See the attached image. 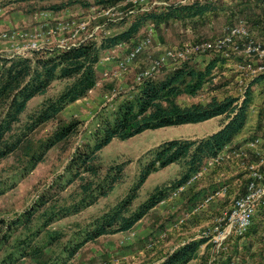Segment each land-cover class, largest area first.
Wrapping results in <instances>:
<instances>
[{
    "label": "trees",
    "instance_id": "trees-1",
    "mask_svg": "<svg viewBox=\"0 0 264 264\" xmlns=\"http://www.w3.org/2000/svg\"><path fill=\"white\" fill-rule=\"evenodd\" d=\"M25 1L46 4L40 11L53 14L75 6L113 9L127 2ZM255 4L262 5L264 0H255ZM37 6L34 5V10ZM217 10L210 0L154 8L108 23L107 29L116 32L101 34L100 39L94 36L68 51H35L31 57H0V165L12 163L11 169L0 170V198L35 172L51 151L59 149L61 160L70 156L63 175L42 190L21 215L0 217V264H70L86 245L106 236L131 232L161 203L198 176L209 161L228 149H238L233 146L248 124L253 87L264 75L249 85L242 98L212 97L206 105L180 104L184 98L199 97L205 89L215 92L224 87L214 83L219 64L225 63L220 57L211 60L204 69L187 62L162 79L147 81L111 113L100 115L91 140L76 147L75 140L83 123L76 119L64 124L59 121L67 108L96 89L100 82L98 66L105 54L121 46L136 45L150 25L158 29L174 21L188 23ZM52 91L55 93L50 95ZM37 97L44 100L31 110L30 103ZM213 119H220L216 133L202 139L170 141L151 151L141 178L129 194L100 218L76 227L69 240H65L62 231L53 229L55 224L79 216L108 198L124 181L121 167L111 177L104 174L99 163L100 153L114 140L126 141L149 130L196 125ZM49 124L57 127L45 139H37V132ZM172 165L181 167L179 179L158 187L146 202L136 206L139 191L148 178ZM206 242L202 239L187 243L162 264H188L196 259Z\"/></svg>",
    "mask_w": 264,
    "mask_h": 264
},
{
    "label": "rangeland",
    "instance_id": "rangeland-1",
    "mask_svg": "<svg viewBox=\"0 0 264 264\" xmlns=\"http://www.w3.org/2000/svg\"><path fill=\"white\" fill-rule=\"evenodd\" d=\"M85 1L93 3L94 0ZM163 1L176 5L179 0ZM215 1L218 3V10L215 13L206 14L201 19L188 23L174 21L158 29L150 25L143 31L140 41L148 38L150 42L136 56L127 71H118L116 62L118 59H124L126 54L134 50L140 42L134 46H121L122 50H115L103 56L98 66L100 82L96 89L86 99L67 108L59 118L63 124L73 119L83 123L81 134L75 140V147L83 141L91 140L98 117L111 113L123 100L129 98L135 89L143 85L140 79H144L147 75L151 77V80L162 79L187 62L196 65L198 69H204L218 55L198 53L196 47L205 42L220 41L225 32L239 24L240 20L246 23L250 33L251 39L247 42L252 41L264 49V11L252 7L245 13H241L236 8L235 0ZM34 5H38L37 10H34ZM44 5L46 4H38L37 1L0 0V9L4 10V15L0 18V31L19 30L27 35L26 40L4 41L0 38V57L11 58L16 52V47L26 44L29 40L39 42L45 48L56 47L61 38L46 36L47 30H45L56 21L74 19L86 23L89 30L87 35H90L95 27L107 24L109 19L107 15L96 13L102 10L101 8L94 7L96 11L94 12L92 8L83 9L80 6L72 7L58 15L45 17L47 12L40 11ZM128 6V2L121 3L113 11L125 13L131 9ZM114 32H116L114 29H107L105 33L98 31L93 36L100 39L101 34L111 35ZM69 36V34L63 35L62 39H67ZM242 49L246 50V45ZM169 52L173 53V56L166 58ZM27 54L31 57V54ZM225 61L228 63L219 64L214 79V83L224 85L223 88L215 92L205 89L199 97L184 98L180 104L182 106H190L194 103L206 105L212 97L242 98L246 89L255 80L251 70L244 68L243 65L249 62L255 65L264 63V59L253 54L248 55L245 51L242 55L233 53ZM103 67H105L104 70ZM105 73H109V77H106ZM253 89L255 94L249 125H258L257 114L261 116L259 124L264 125V88L259 91L254 86ZM54 93L55 91H52L50 95ZM43 100L44 98L37 97L30 103L29 108L36 109ZM56 127L57 124L44 126L37 132L36 138L45 139ZM262 127L259 128L261 132L264 131ZM219 129L220 119H213L196 125L149 130L126 141L114 140L100 153L99 163L104 169V174H109L111 177L117 174V167H121L124 181L115 187L108 198L101 199L97 205L79 216L55 224L53 229L62 231L65 240H69L76 227L85 226L100 218L129 194L141 178L151 151L174 140L202 139L216 133ZM261 139L264 140L263 137ZM234 151L239 150H230L225 157L220 156L217 161L208 163L188 185L173 193L131 232L106 236L86 245L70 264H157L167 258L173 249L190 243L197 237L207 240L208 244H204L197 253L196 259L188 264H220L218 260L220 255L230 253L232 250L230 246L232 238L228 239L222 248H218L214 241V238L218 237L224 229L225 215H229L235 203L249 192L252 183L259 186L264 184V179H259L260 176L264 178V147L258 155L251 151L238 152V154ZM69 158L70 156H64L61 160L59 149L51 151L45 162L39 165L35 172L20 182L16 189L0 198V217L13 218L21 215L33 204L42 190L54 179L63 175ZM225 164L232 167L234 177H241L237 179V183L236 179H214L215 175H212V178L205 177L209 170L223 167ZM11 167V162L4 163L0 165V170H9ZM113 167L115 170H111ZM181 172L180 166L172 165L151 175L139 191L136 206L146 202L158 187L179 179ZM231 180L232 183L224 185ZM210 185L217 188L216 192L205 193ZM212 194L215 199L213 202L206 203L207 198ZM263 210L264 208L258 210L254 223Z\"/></svg>",
    "mask_w": 264,
    "mask_h": 264
},
{
    "label": "built area",
    "instance_id": "built-area-1",
    "mask_svg": "<svg viewBox=\"0 0 264 264\" xmlns=\"http://www.w3.org/2000/svg\"><path fill=\"white\" fill-rule=\"evenodd\" d=\"M197 1L201 0H179L176 5H191ZM130 10L123 13H116L113 9H102L95 11L93 7L92 10L96 13H100L99 15H107L109 19L108 23H117L119 21L124 20L126 17L138 13V12H148L156 7H170L171 5L166 3L163 0H127ZM210 2L216 3L215 0H210ZM141 7L140 9H138ZM4 15V10L0 9V18ZM53 15L52 13H46L45 17ZM99 25L95 27L94 31L87 35L89 32L88 24L78 22L74 19H64L62 21H57V23L52 27L50 26L47 30L46 36H58L61 38V41L56 47L49 49L45 48L36 41H28L26 44L22 46L16 47V52L11 58L14 57H28V54H32L35 51H68L72 48L78 47L93 38L95 32L105 33L106 26L108 25ZM152 32V31H151ZM69 34V38L62 39L63 35ZM26 33H23L19 30H10L6 32L0 33V38L4 41H16V40H26ZM250 33L247 30V25L243 21H239V24L236 26L230 27L226 32L223 38L220 41L209 43L205 42L202 45L196 47V51L198 53H213L217 54L218 57L222 59L230 58L231 54L242 55L245 51L248 55H257L261 59H264V49L260 45L255 44L250 41ZM149 39H145L140 44L137 45L134 50L130 51L126 54L124 59H118L116 62L117 70L120 72L127 71L129 69L130 64L134 61L136 56L144 49V47L149 43ZM246 50H243L242 47H245ZM173 56V53L169 52L168 57ZM164 60V59H163ZM165 61V60H164ZM244 68H248L251 70L252 74L255 78H258L264 75V63L255 65L252 62L246 63L243 65ZM106 77H109V73H105ZM148 75L144 77V79H140L141 83L144 84L147 81H151ZM227 151V150H226ZM222 153L220 156L225 157L229 153V151ZM240 152V151H238ZM238 152L234 151V153L238 154ZM242 153V152H240ZM217 159H213L209 161V163H213L217 161ZM259 179H264L263 177H259ZM260 208H264V184L262 183L260 186L256 185V183H252L250 186L249 192L241 199H239L236 203L232 211L229 215H225L224 217V229L221 230L218 237L214 238L215 243L218 248L224 247V243L230 238H238L244 237L249 229L252 227L254 223L255 216Z\"/></svg>",
    "mask_w": 264,
    "mask_h": 264
},
{
    "label": "crops",
    "instance_id": "crops-1",
    "mask_svg": "<svg viewBox=\"0 0 264 264\" xmlns=\"http://www.w3.org/2000/svg\"><path fill=\"white\" fill-rule=\"evenodd\" d=\"M235 1H236V8L239 9L241 13H245L249 8H252V7H257V8H260L261 11H264V4L257 5L255 4V0H235ZM215 4L216 6L218 5V3H215ZM244 9H246V11ZM56 22L52 24L51 26L53 27L56 24ZM49 27L50 26H47L45 30H48ZM0 32L2 33L3 31H0ZM116 50H122V47ZM106 68L109 69L108 67ZM104 69L105 67H103V70ZM255 87L259 91L260 89L264 88V79H261L257 84H255ZM260 118L261 116L259 117V114H257V117H256L257 122H258V123L256 122L258 124L257 126L256 125L250 126L249 120H248L247 126L242 131L241 135L237 138L233 146L234 148L235 147L238 148L235 150L237 151L239 150L242 153L251 151L258 155V153L261 151V148L264 147V140L261 139L262 137L264 138V131L261 132L259 130V128L261 126L264 127V125L259 124ZM231 149H228L227 151H230ZM229 167L231 166H228L225 164L223 167L211 169L208 171V173H206L205 177L210 176V178H212L215 175L214 179H236L235 182L237 183L238 182L237 179H240L241 177H238V176L234 177L233 169L232 167L229 169ZM217 172H218V175H216ZM232 182H233L232 180L228 181L224 185L227 186V184H230ZM216 189H217L216 187H213V186L211 187L210 185V187L206 189L207 191L205 193H208V192L214 193L216 192L215 191ZM214 199L215 198L212 194L207 198L206 203L213 202ZM200 240H202V238L197 237V238L192 239L191 242L200 241ZM230 241H231L230 246H232L231 248L232 250L230 251V253L226 252V254L224 253L223 255L222 254L220 255L218 259L220 264H264V210L261 212V214L258 215L257 221L252 225V227L249 229V231L244 237L232 238ZM206 244H208V241L205 243V245ZM183 245L173 249L168 256H170L173 252H175L177 249H179ZM164 260H162L161 262H158L157 264H162Z\"/></svg>",
    "mask_w": 264,
    "mask_h": 264
}]
</instances>
